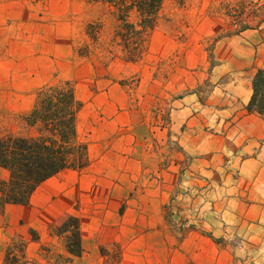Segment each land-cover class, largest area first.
I'll use <instances>...</instances> for the list:
<instances>
[{
	"label": "rangeland",
	"instance_id": "1",
	"mask_svg": "<svg viewBox=\"0 0 264 264\" xmlns=\"http://www.w3.org/2000/svg\"><path fill=\"white\" fill-rule=\"evenodd\" d=\"M128 20H137L135 11ZM90 22L99 23L96 43L85 32ZM118 23L112 10L88 0H0V129L27 133L22 118L37 90L70 81L88 153L116 143L137 161L136 188L115 210L124 214L127 199L139 198V224L119 220L102 235L140 228L166 234L172 249L202 238L232 250L233 264H264V120L246 109L252 77L264 68V0H164L132 61L113 40ZM85 45L89 52L80 55ZM77 176L62 172L36 193L49 196ZM49 212L43 235L15 221V211L7 219L0 212V264L12 238L26 241L28 264L67 255L52 231L66 213ZM88 227L82 255L67 264H120V243L97 245Z\"/></svg>",
	"mask_w": 264,
	"mask_h": 264
},
{
	"label": "trees",
	"instance_id": "2",
	"mask_svg": "<svg viewBox=\"0 0 264 264\" xmlns=\"http://www.w3.org/2000/svg\"><path fill=\"white\" fill-rule=\"evenodd\" d=\"M99 3L116 14L119 23L114 31V42L120 46L123 58L135 60L141 53L148 32L158 22L164 0H88ZM135 11L137 20H128ZM99 23L90 22L85 32L96 43ZM78 48L87 55L89 47ZM251 95L246 109L258 113L264 120V68H258L251 80ZM82 102L68 80L45 85L37 90L31 109L22 120L27 133H11L0 129V168L7 171L0 178V212L6 204L26 205L33 192L44 181L65 169L80 170L89 162L88 145L78 138L77 119ZM53 233L64 245L66 256L60 255L56 264H67L83 253L80 219L66 214L52 225ZM31 240L39 235L29 228ZM26 241L12 238L6 245L1 264H28Z\"/></svg>",
	"mask_w": 264,
	"mask_h": 264
},
{
	"label": "crops",
	"instance_id": "3",
	"mask_svg": "<svg viewBox=\"0 0 264 264\" xmlns=\"http://www.w3.org/2000/svg\"><path fill=\"white\" fill-rule=\"evenodd\" d=\"M258 122L264 125L263 121ZM115 144H102L95 154L88 153L89 162L84 168L65 169L56 174L68 170L79 171V176L70 185H56L54 189L49 190V196L42 198L37 195V188L26 205L6 204L4 218L7 219L11 212L15 211V221L23 220L27 226L35 228L43 235L51 220L50 209L56 206L57 210L61 209L66 214L73 209V214L80 219L81 229L89 226L88 229L97 239V245H106L112 240L120 243V264H233L232 250L207 239L199 238L196 242L189 239L188 247L172 249L165 243L166 234L145 232L140 228L135 230L129 226L125 234H113L109 239L102 235L106 229H114L110 225L118 223L119 220H122L123 224H139L134 208L143 206V201L139 198H128V207L124 214L120 215L115 210L130 192L135 190L138 183L137 161L128 158L125 149L121 150ZM7 175V171L0 168V178L6 179ZM66 175L72 176L70 173ZM52 177L43 182H47L45 188L55 183L56 180ZM52 196L58 197L56 201L59 202L55 205L52 202L50 204ZM74 204H78L75 210ZM141 224L143 225V221ZM153 236L162 238L163 242L158 243L157 247L148 242Z\"/></svg>",
	"mask_w": 264,
	"mask_h": 264
}]
</instances>
